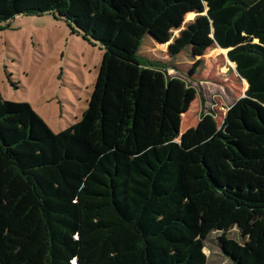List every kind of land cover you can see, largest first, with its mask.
<instances>
[{
	"label": "trees",
	"instance_id": "obj_1",
	"mask_svg": "<svg viewBox=\"0 0 264 264\" xmlns=\"http://www.w3.org/2000/svg\"><path fill=\"white\" fill-rule=\"evenodd\" d=\"M196 1L247 89L220 124L206 114L180 134L197 92L139 50ZM48 12L103 56L58 133L0 94V264H207L213 231L234 264H264V0H0V23Z\"/></svg>",
	"mask_w": 264,
	"mask_h": 264
},
{
	"label": "rangeland",
	"instance_id": "obj_2",
	"mask_svg": "<svg viewBox=\"0 0 264 264\" xmlns=\"http://www.w3.org/2000/svg\"><path fill=\"white\" fill-rule=\"evenodd\" d=\"M206 10L200 1L173 7L145 35L139 50L141 57L160 62L167 77L179 78L197 92L181 117L180 134L206 114L220 124L247 89L214 44ZM74 28L54 12L17 15L0 23L1 97L30 104L54 133L80 120L103 56L98 43ZM222 236L213 231L204 241L207 264H234L222 251ZM226 238L244 241L236 227Z\"/></svg>",
	"mask_w": 264,
	"mask_h": 264
}]
</instances>
